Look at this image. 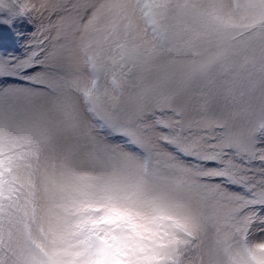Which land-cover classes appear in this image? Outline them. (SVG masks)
<instances>
[{"label":"snow or ice","instance_id":"1","mask_svg":"<svg viewBox=\"0 0 264 264\" xmlns=\"http://www.w3.org/2000/svg\"><path fill=\"white\" fill-rule=\"evenodd\" d=\"M258 96L264 0H0V264H264Z\"/></svg>","mask_w":264,"mask_h":264},{"label":"rangeland","instance_id":"2","mask_svg":"<svg viewBox=\"0 0 264 264\" xmlns=\"http://www.w3.org/2000/svg\"><path fill=\"white\" fill-rule=\"evenodd\" d=\"M3 22L5 24H10L12 21L7 19V18H4L3 19ZM29 27H31V24H29ZM261 229H264V224H260V223H257L256 225L253 226V230L254 232L257 234V235H264V233H262L260 230Z\"/></svg>","mask_w":264,"mask_h":264},{"label":"clouds","instance_id":"3","mask_svg":"<svg viewBox=\"0 0 264 264\" xmlns=\"http://www.w3.org/2000/svg\"><path fill=\"white\" fill-rule=\"evenodd\" d=\"M261 103H264L260 100L259 96L257 97V99L255 101H253V104L255 107L259 108Z\"/></svg>","mask_w":264,"mask_h":264}]
</instances>
